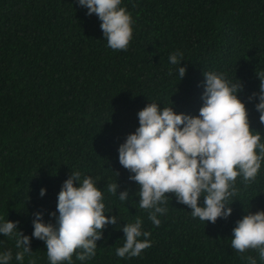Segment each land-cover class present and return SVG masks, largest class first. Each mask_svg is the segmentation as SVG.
<instances>
[{
	"label": "trees",
	"instance_id": "trees-1",
	"mask_svg": "<svg viewBox=\"0 0 264 264\" xmlns=\"http://www.w3.org/2000/svg\"><path fill=\"white\" fill-rule=\"evenodd\" d=\"M121 6L134 20L133 38L126 51H114L99 18L77 0H0V222L19 221L17 230L29 237L36 213L55 224L50 214L62 184L79 171L81 179L97 180L105 214L118 222L103 229L93 258L73 255V264H250L247 256L264 264L256 251L231 248L236 222L264 210V161L254 182L245 185L237 177L227 219L213 224L193 218L190 208L166 194L167 211L158 214L156 226L139 207L133 174L118 159L148 103L199 115L204 72L242 83L238 96L264 143L258 97L249 99L259 93L257 73L264 71V0H122ZM175 52L183 53L187 69L181 80L180 65L169 62ZM116 182L113 195L107 185ZM125 190L130 199L122 202L118 195ZM137 217L151 233V247L120 258L122 227ZM15 244L0 234V252L13 253L10 264H20ZM31 249L23 264H50L44 241L32 237Z\"/></svg>",
	"mask_w": 264,
	"mask_h": 264
},
{
	"label": "clouds",
	"instance_id": "clouds-1",
	"mask_svg": "<svg viewBox=\"0 0 264 264\" xmlns=\"http://www.w3.org/2000/svg\"><path fill=\"white\" fill-rule=\"evenodd\" d=\"M101 21L100 28L107 47L126 51L133 38L134 20L122 0H77ZM182 52L170 54L169 62L180 65V80L186 74L181 66ZM171 74V73H170ZM203 105L199 115L177 114L173 107L155 102L148 103L138 115L139 127L129 134L118 148L119 163L133 175L139 191V207L148 212V219L159 226L158 214H165L169 197L174 194L178 203L191 209L193 218L216 223L227 219L233 209L229 200L237 194V177L245 185L255 181L264 161V143L261 133L250 127L248 110L239 98L242 83H233L226 73L204 72ZM259 93L255 105L259 120L264 124V71L258 72ZM118 174V173H117ZM91 176L81 179V173H70L57 198L56 223H45L43 213H36L32 237L45 242L50 264H73V255L85 261L96 255L97 241L103 238V229L117 225L116 215L105 214L104 195ZM78 185V186H77ZM119 185H107L109 193L116 195ZM42 188L40 195L44 196ZM120 201H128L127 190L119 193ZM201 197L203 206H201ZM58 212V216L57 213ZM19 221L0 222V234L15 238L18 251L15 260L23 264L25 255L32 256L31 238L17 230ZM140 217L122 227L124 244L116 248L120 258L138 257L151 247L149 231L142 229ZM144 237V239H140ZM231 248L243 254L256 251L264 261V210L249 213L236 222L232 230ZM250 264H257L251 256L244 257ZM11 250L0 252V264H10ZM29 264H36L30 259Z\"/></svg>",
	"mask_w": 264,
	"mask_h": 264
}]
</instances>
